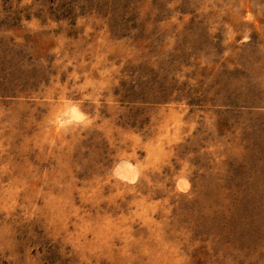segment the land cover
<instances>
[{
    "label": "rangeland",
    "instance_id": "obj_1",
    "mask_svg": "<svg viewBox=\"0 0 264 264\" xmlns=\"http://www.w3.org/2000/svg\"><path fill=\"white\" fill-rule=\"evenodd\" d=\"M0 264H264V0H0Z\"/></svg>",
    "mask_w": 264,
    "mask_h": 264
},
{
    "label": "trees",
    "instance_id": "obj_2",
    "mask_svg": "<svg viewBox=\"0 0 264 264\" xmlns=\"http://www.w3.org/2000/svg\"><path fill=\"white\" fill-rule=\"evenodd\" d=\"M64 11L66 12L67 10L66 9H64ZM62 13V12H61ZM61 15H63V14H61Z\"/></svg>",
    "mask_w": 264,
    "mask_h": 264
}]
</instances>
